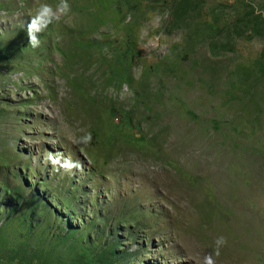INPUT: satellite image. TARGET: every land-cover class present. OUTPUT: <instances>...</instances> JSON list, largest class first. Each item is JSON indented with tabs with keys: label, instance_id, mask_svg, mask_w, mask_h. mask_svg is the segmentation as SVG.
I'll return each mask as SVG.
<instances>
[{
	"label": "rangeland",
	"instance_id": "1",
	"mask_svg": "<svg viewBox=\"0 0 264 264\" xmlns=\"http://www.w3.org/2000/svg\"><path fill=\"white\" fill-rule=\"evenodd\" d=\"M41 3L0 0V264H264V0H68L33 49Z\"/></svg>",
	"mask_w": 264,
	"mask_h": 264
},
{
	"label": "clouds",
	"instance_id": "2",
	"mask_svg": "<svg viewBox=\"0 0 264 264\" xmlns=\"http://www.w3.org/2000/svg\"><path fill=\"white\" fill-rule=\"evenodd\" d=\"M71 12V5L68 0H59V3L53 7L47 3H41L35 9L34 14L29 18L25 31L28 38V46L33 49L40 46V34L48 29L49 25L58 21L61 16H65ZM84 143H88L91 140V134H86L82 138ZM48 161L57 168V170L64 169L71 172L72 169H79L81 167L78 161H72L70 158H65L61 153L52 154L49 153L47 157ZM216 251L215 255H220V248L226 245L227 241L224 237H218L215 241ZM203 264H215V260L212 254L206 255L203 258Z\"/></svg>",
	"mask_w": 264,
	"mask_h": 264
},
{
	"label": "crops",
	"instance_id": "3",
	"mask_svg": "<svg viewBox=\"0 0 264 264\" xmlns=\"http://www.w3.org/2000/svg\"><path fill=\"white\" fill-rule=\"evenodd\" d=\"M259 2V1H258ZM250 4L252 5V6H257L258 4H260V2L259 3H257V2H250Z\"/></svg>",
	"mask_w": 264,
	"mask_h": 264
},
{
	"label": "bare ground",
	"instance_id": "4",
	"mask_svg": "<svg viewBox=\"0 0 264 264\" xmlns=\"http://www.w3.org/2000/svg\"><path fill=\"white\" fill-rule=\"evenodd\" d=\"M158 175V174H157ZM154 176V175H153ZM157 177V176H156ZM154 178V177H153Z\"/></svg>",
	"mask_w": 264,
	"mask_h": 264
}]
</instances>
